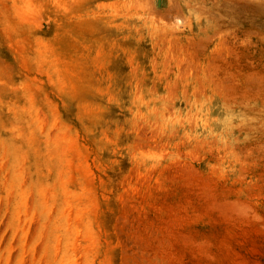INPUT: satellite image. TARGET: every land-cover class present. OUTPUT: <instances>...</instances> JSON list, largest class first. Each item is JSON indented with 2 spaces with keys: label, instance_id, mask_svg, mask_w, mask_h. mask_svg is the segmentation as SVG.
I'll return each mask as SVG.
<instances>
[{
  "label": "rangeland",
  "instance_id": "obj_1",
  "mask_svg": "<svg viewBox=\"0 0 264 264\" xmlns=\"http://www.w3.org/2000/svg\"><path fill=\"white\" fill-rule=\"evenodd\" d=\"M0 264H264V0H0Z\"/></svg>",
  "mask_w": 264,
  "mask_h": 264
}]
</instances>
